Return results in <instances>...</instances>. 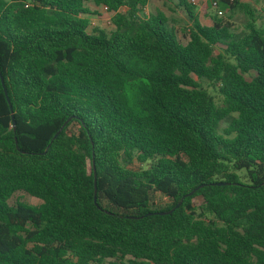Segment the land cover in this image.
<instances>
[{
    "label": "trees",
    "instance_id": "trees-1",
    "mask_svg": "<svg viewBox=\"0 0 264 264\" xmlns=\"http://www.w3.org/2000/svg\"><path fill=\"white\" fill-rule=\"evenodd\" d=\"M148 1L0 0V264H264V18Z\"/></svg>",
    "mask_w": 264,
    "mask_h": 264
},
{
    "label": "rangeland",
    "instance_id": "rangeland-1",
    "mask_svg": "<svg viewBox=\"0 0 264 264\" xmlns=\"http://www.w3.org/2000/svg\"><path fill=\"white\" fill-rule=\"evenodd\" d=\"M155 0H152L151 6H150V12L151 14H156V13H162L165 18L168 20L169 25L176 27L180 33H185L187 34L188 28H190L191 23L189 22V18L187 14L181 9L179 12L178 8L175 7L178 3L177 0H161L160 3H155ZM186 4H192L190 0H184ZM209 1H215V0H194V3L192 6L194 7L193 14L202 24H208V20L204 16V12H207L209 14H213L214 11L211 9H206L205 5ZM218 1V0H216ZM242 5L245 6H252L255 10H257V15L259 16L260 20L258 24L262 23L263 18H264V0H238ZM90 10L91 13H94L95 15L92 16H84L85 18L88 19L90 22V27H89V32L93 28L96 29H102L105 31H110L112 29L111 25V18L112 14L108 13V11H104L102 6L95 8L91 5L85 6ZM146 10V9H145ZM146 12V11H145ZM145 12L138 13V16L142 17L143 14L145 16H148L149 14H145ZM224 17L228 16V12H223ZM233 24L236 33H239L242 30V24L245 20V14L241 9H236L234 10L233 14ZM201 85L203 88L207 90V92L214 97L215 102L220 105L221 104V98L217 95L215 91H213L211 88L207 86L205 82H201ZM226 127V122H222L219 126V131H221L223 128ZM16 202H21L29 206H37L39 205V201L30 197L29 195L23 193V192H17L15 193L11 199L9 200V205H15ZM195 206L196 208L201 207V202L200 200L196 199L195 201ZM201 209V208H200ZM205 216L208 219H211V215L205 214Z\"/></svg>",
    "mask_w": 264,
    "mask_h": 264
},
{
    "label": "water",
    "instance_id": "water-1",
    "mask_svg": "<svg viewBox=\"0 0 264 264\" xmlns=\"http://www.w3.org/2000/svg\"><path fill=\"white\" fill-rule=\"evenodd\" d=\"M0 80H1V84H2V88H3L4 95H5V97H6V100H7L8 104H9V108L11 109V106H10V103H9V99H8V97H7V91H6V88H5V86H4V83H3V80H2L1 75H0ZM11 118H12V120H13V116H12V115H11ZM67 122H68V120L64 123V126L66 125ZM12 128H13V130H14V128H15V123H14V121H13V123H12ZM61 129H62V128H61ZM61 129L59 130V132L61 131ZM59 132L53 137V139H55V138L58 136ZM211 185H212V186H213V185L222 186V185H226V184H222V183H220V184H211ZM203 186H204V185L198 186L197 188H195L194 190H192L190 193H188L187 195L183 196V197L181 198V200L178 202V204H177L172 210H170V211H168V212H166V213H149V214H147V216H151V215H159V216H162V215H168V214H171L175 209H177V208L181 205L182 200H183L185 197H189V196H191L192 194H194L197 190H199V189L202 188ZM93 203H94L95 205L97 204V203H96V180H95V173H94V198H93ZM96 206H97V205H96ZM133 219H135V218H133Z\"/></svg>",
    "mask_w": 264,
    "mask_h": 264
},
{
    "label": "built area",
    "instance_id": "built-area-1",
    "mask_svg": "<svg viewBox=\"0 0 264 264\" xmlns=\"http://www.w3.org/2000/svg\"><path fill=\"white\" fill-rule=\"evenodd\" d=\"M230 1H232V0H230ZM190 2L193 4L194 3V0H190ZM102 8H103L104 11H107L106 7H103L102 6ZM211 10H213L214 13H216L218 16H221L222 15V11L219 9L218 2L216 0L215 1H212V3H211ZM143 12H145V8L143 9ZM145 14H146V12H145Z\"/></svg>",
    "mask_w": 264,
    "mask_h": 264
},
{
    "label": "crops",
    "instance_id": "crops-1",
    "mask_svg": "<svg viewBox=\"0 0 264 264\" xmlns=\"http://www.w3.org/2000/svg\"><path fill=\"white\" fill-rule=\"evenodd\" d=\"M160 1H161V0H155L154 2H155V3H160ZM151 2H152V0H149L148 3H147V5L145 6V9H146L145 11H146L147 14H149V15H152L151 12H150V6H151L150 4H151ZM175 7H176V6H175ZM178 11L181 12L180 10H178ZM206 25H207V24H206Z\"/></svg>",
    "mask_w": 264,
    "mask_h": 264
}]
</instances>
